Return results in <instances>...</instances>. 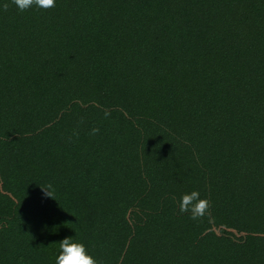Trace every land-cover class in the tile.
Here are the masks:
<instances>
[{"label":"trees","instance_id":"trees-1","mask_svg":"<svg viewBox=\"0 0 264 264\" xmlns=\"http://www.w3.org/2000/svg\"><path fill=\"white\" fill-rule=\"evenodd\" d=\"M65 238L98 264H264V0L0 8V264Z\"/></svg>","mask_w":264,"mask_h":264},{"label":"clouds","instance_id":"clouds-1","mask_svg":"<svg viewBox=\"0 0 264 264\" xmlns=\"http://www.w3.org/2000/svg\"><path fill=\"white\" fill-rule=\"evenodd\" d=\"M10 6H15L19 12H27L33 8L48 11L56 6V0H10L0 5L4 12L9 10ZM110 115L105 111V118ZM83 123V120H81ZM100 129L94 127L90 135H97ZM46 198L56 200V192L53 185L42 186ZM211 204L207 199H202L198 191L185 193L180 200L179 210L181 213L190 214L192 220H201L210 213ZM60 252L56 258V264H98V261L89 254L87 247L72 238H65L59 243Z\"/></svg>","mask_w":264,"mask_h":264}]
</instances>
